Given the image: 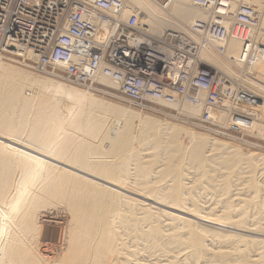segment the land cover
Segmentation results:
<instances>
[{
  "label": "bare ground",
  "instance_id": "1",
  "mask_svg": "<svg viewBox=\"0 0 264 264\" xmlns=\"http://www.w3.org/2000/svg\"><path fill=\"white\" fill-rule=\"evenodd\" d=\"M161 3L127 0L119 15L116 6L102 15L123 24L134 15L139 32L131 43L177 33L231 80L235 103L212 105L196 90L194 102L175 95L171 102L150 98L151 105L264 141V0ZM241 8L252 13L238 40L230 34ZM200 12L205 18L196 21ZM98 14L86 18L97 31ZM212 20L221 37L195 31ZM12 63L0 58V264H264V155L240 143L257 146L157 113L174 120L161 121L148 106L119 96L103 62L95 81L114 86L116 97L142 114L98 99L94 93L107 94L98 88L65 85ZM57 64L65 70L73 63ZM55 210L66 215L64 246L48 259L32 246L45 233L36 215Z\"/></svg>",
  "mask_w": 264,
  "mask_h": 264
},
{
  "label": "built area",
  "instance_id": "2",
  "mask_svg": "<svg viewBox=\"0 0 264 264\" xmlns=\"http://www.w3.org/2000/svg\"><path fill=\"white\" fill-rule=\"evenodd\" d=\"M206 1L193 0L198 5H205ZM126 2L0 0V58L21 59L27 63H21L25 67L95 91L102 85L95 81L100 76L94 69L103 62L109 69H104L102 74L118 83L119 96L144 106L151 104L150 98L171 102L175 95L194 102L192 95L196 90L205 91L207 102L212 105L232 99L231 80L207 66L196 54V47L183 46V39L177 33L167 32L159 41L146 38L144 42L131 43L129 36L139 32L135 29L134 15L127 24L111 15H102L113 6L118 7L115 15H119ZM218 6L220 3L213 5L216 14L221 13ZM98 11V19L103 23L99 31L86 19ZM251 13L248 8L240 9L238 25L230 34L232 38L239 40L246 35L245 25L250 23ZM198 27L195 31L215 37L224 34L214 20ZM97 36L100 38L96 39ZM28 54L33 58L23 57ZM58 62L73 64L65 70L55 69ZM82 63L89 65L88 71L79 68ZM225 133L233 136L229 131Z\"/></svg>",
  "mask_w": 264,
  "mask_h": 264
},
{
  "label": "rangeland",
  "instance_id": "3",
  "mask_svg": "<svg viewBox=\"0 0 264 264\" xmlns=\"http://www.w3.org/2000/svg\"><path fill=\"white\" fill-rule=\"evenodd\" d=\"M163 3L164 2H162L161 4L163 5ZM228 8H229V6H225V9H228ZM236 8H234V9L236 10ZM200 14H201V16L199 18L195 19L196 21L197 20H203L205 18V15L203 16L202 15V12H200ZM126 17H127V15L126 16H123V19H126ZM195 20H194V22H195ZM171 30H174V29H171ZM13 62L14 63H12V64H14V66L20 67L22 69H26V68H23L22 67L23 65L21 63L27 65V63L26 62H23V60H21V59H15V60H13ZM6 63H9V62H6ZM27 70L30 71L29 73H32L34 75H38L40 77H43V78H46V79H50V80L53 79L55 81H60V82L64 83L65 85H70V84H68L67 82L63 81L62 79H60L58 77L57 78L59 80L56 79V78H54L51 75H47V74H37L36 72H34L35 70L32 71L29 68ZM100 84L102 85V88H98V90H101V91H103V92H105L107 94H102V93L96 94L98 92L94 93V95H96V97H98V99H100V100H102L104 102H107V103H111L112 102V104H114V105L120 106L122 108H127V109L129 108L130 111H133V112H135L137 114H142L138 110H136L134 108H131V106L128 107L126 104H124V103H127L128 104V102H125L124 100H121L119 97H116L117 94H115L114 86H108V85H105L103 83H100ZM70 86H72V85H70ZM72 87H76V86L73 85ZM81 90H84V89H81ZM93 92H89V93H93ZM108 94L111 95V96H115L116 99H118V100H115L114 99L115 97L112 98ZM63 97L64 96L61 93V95H59L58 96V99H57L58 100V104H59L60 108L62 109L61 110L59 108V110L61 111L60 113H62V114H63V111L65 110L64 109V106L62 105V103H65L66 102L65 100H67V98H63ZM232 99H226V100H224V103H222L219 106H224V104H226L227 107H230L232 105V103L233 104L235 103V102H233L234 101V98H232ZM131 105H132V107H139V106H136V105H133V104H131ZM169 107L170 106H162L160 104L159 105H151V104H149L148 107H146V108L145 107H142V108H145L147 110L154 111V113L157 116H159V117L162 118L161 121H164L163 119H168V118H165L166 116H161L160 114L158 115L157 113H163L164 115L174 116V117H177L176 119H178V118L184 119L185 121H188L190 124L199 127V129L200 128L201 129H205V130H208L209 129L210 131H212V130L213 131H218V132L223 133V134H226L225 131H229L233 136H235L238 139H241V140H244L246 142H249L250 144L255 145V146L259 147V148H261V147L264 148V141L262 140L263 138L260 139L258 137L259 138L258 139L257 136H254L253 137L252 135H250L249 133H247L244 130H242V131H244V133H243V132H240V130L234 129L232 127H231V129H229L230 127H228V129H224V128L220 127V126H217V124L212 123V121H210V120H209V126L208 127H201L200 125L196 124V122H199L198 121L199 118H196V117L195 118L194 117H192V118H189V117L182 118V117H180L177 114L176 110H174L173 107H170L171 109ZM139 108H141V107H139ZM201 114H202V111H201V113L198 116L201 117ZM247 115H248L249 119H252L253 115L254 116L256 115V112L254 114L253 113H250V114H247ZM168 120L169 121H174V120H171V119H168ZM226 135H229V134H226ZM221 141H225L226 142L227 140H223L222 139ZM227 143H231V144H234V145H239L237 143H233L232 141L231 142L230 141H227ZM105 147H106V145H105ZM240 147H244L245 149H250L251 151H254L255 153H261L262 155H264V151L261 150V149H258L257 147L256 148L255 147H252V146L250 147L249 145H246V144H243V143H240ZM59 212H60L59 210L46 211V212L43 211L42 213L40 212V213H38L36 215L37 216L36 217V222L40 226V230L42 232H44V230H45V233H42L40 235L41 236L40 238L38 236L39 239L38 240L36 239L37 240V242H36L37 244L34 242V244L32 246L34 247L35 250H38V252H39L40 255H43L45 258H48V259H52V258L57 257L59 255V253H60L59 250L64 246V244H63V242H64V239H63L64 238L63 237V234L64 233H63V231L64 230L63 229L66 228V226H65L66 225V215L62 211L60 212L61 214ZM57 213H58V215H55ZM63 221H64V224H63ZM55 223H57V224H55ZM258 238L264 239L263 237H258Z\"/></svg>",
  "mask_w": 264,
  "mask_h": 264
}]
</instances>
